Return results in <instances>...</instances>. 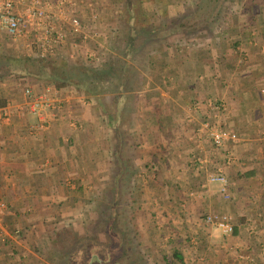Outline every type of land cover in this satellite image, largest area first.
Listing matches in <instances>:
<instances>
[{"label":"crops","instance_id":"0c3cea01","mask_svg":"<svg viewBox=\"0 0 264 264\" xmlns=\"http://www.w3.org/2000/svg\"><path fill=\"white\" fill-rule=\"evenodd\" d=\"M227 28L214 39L224 50L186 62L198 69L188 81L171 89L163 65L131 99L119 90L114 107L72 85L0 82V264H29L44 224L88 221L92 191L110 177L115 189L144 191L155 242L175 245L160 263L264 264V22ZM44 92L56 108L38 105ZM207 119L238 139L213 145L199 130ZM218 170L229 198L208 180ZM210 213L230 214L234 232L207 224Z\"/></svg>","mask_w":264,"mask_h":264},{"label":"rangeland","instance_id":"374dc122","mask_svg":"<svg viewBox=\"0 0 264 264\" xmlns=\"http://www.w3.org/2000/svg\"><path fill=\"white\" fill-rule=\"evenodd\" d=\"M95 1H97L99 10L95 7ZM215 1L138 0L142 4V11L146 20L152 24L155 30V37L145 42L131 56L122 57L111 43V40H114V35L120 34L121 30L120 25L115 20L117 17L116 10L118 5L120 8V3L114 7V0H88L93 5L94 11L99 14V21L95 24H93L94 22L91 23L96 25L94 28L99 29L102 34H107V39L105 37L100 38V46L94 40L84 42L78 39V43L74 44V38H69V43L62 50H59L56 56L46 60V62L60 64L59 66L66 70V76H69L74 84L85 86L79 89L87 95L90 94L88 91H94L96 94L90 95L101 94L104 98L105 95L109 96L108 103L112 107L115 106V101L119 96L118 88L121 81L119 74L123 67L121 57L128 62L126 66L128 69L127 79L124 81L126 100L131 99L129 92H132L135 87H141L147 77L152 76L153 71L163 73V65H166L167 68L164 69L170 70V76H173L171 89L174 86L178 87L185 82L186 73L188 74L186 81H188L189 74L198 70L194 65L189 67L186 62L192 61L191 63L194 64L204 54L210 57L215 54L217 48H219L218 52L224 50V45L216 46L215 40L218 34L226 33L228 26L234 24L241 27L243 23L252 26L254 22H264V18L260 14L264 15V0H235L231 2L232 9L229 12L226 13L223 10L225 7L221 8L223 10L220 12L222 15L211 22L209 27L213 30L212 34L201 31V29H210L209 27L200 28L198 32L191 30L186 34L180 23L186 22L187 29H192L188 25L189 23H205L207 17L211 16L209 11L215 8ZM221 3L225 6L226 3H230V0L220 1V3L217 0V6ZM201 5H204L203 8H200ZM81 8L83 11H88V7L85 5ZM124 21H126V16H120L118 23L124 24ZM169 31L170 35L165 36ZM230 31L233 32L234 29H230ZM252 32L254 31L252 30ZM253 36L256 35L253 33ZM98 45L103 49L101 61H96L86 55L89 50H96ZM15 46H13L12 55L16 58L11 65L18 68L23 59L20 55H15L14 51H19ZM6 47L4 48L7 50ZM4 48L0 49V61L6 62L3 58V54L6 52ZM65 49L68 50V53H74L73 59L67 58L68 53L65 54ZM116 54L121 57L118 58ZM30 59H32L34 66H39V61H37L39 59ZM28 65L33 68L30 64ZM173 72L178 73V75H174ZM29 79L41 84L52 83L40 81L35 77H29ZM11 80L21 82L24 81V78H20L17 73L10 72L0 76V82L7 83ZM72 86L77 87V85ZM172 96L174 95L172 94ZM143 202H145L144 191L142 192L141 189L131 190L128 185L121 189H115L114 180L110 177L105 187L92 191L88 221H57L44 224L42 227L46 231L41 230L42 236L36 237L35 245L37 246L34 253L25 256L31 259L29 264H84L83 254L79 252L83 250L86 244L90 243L91 255H94V260L91 259L90 264L93 262L96 264L97 258L101 260L102 264H115V261H117L116 264H162L159 259L163 251L166 248L172 251L175 245L168 242L167 247L163 248L161 246L165 242L159 239L155 242L150 231L154 227L157 229L158 226L153 227L154 222L148 220L147 210L142 204ZM160 224L162 222L158 225ZM153 243L155 250L159 248V251H153L154 248L151 247ZM92 248H94L93 251ZM62 254L65 259L60 258ZM122 255L125 261H119V257Z\"/></svg>","mask_w":264,"mask_h":264},{"label":"built area","instance_id":"2783aa9c","mask_svg":"<svg viewBox=\"0 0 264 264\" xmlns=\"http://www.w3.org/2000/svg\"><path fill=\"white\" fill-rule=\"evenodd\" d=\"M84 5L88 7V20L81 8ZM78 8L80 9L77 10ZM98 21L99 14L88 0H0V49L9 39L30 58L50 59L69 43V38H74V44L78 43V39L84 42L94 40L101 46L99 39H107V34L104 35L94 28L96 25L93 24ZM99 45L96 50L91 49L86 55L101 61L103 49ZM31 91L30 88L26 89L28 94ZM36 99L43 109L57 107L48 92L38 94ZM213 107L220 110L224 105L214 104ZM199 130L206 132L215 146H223L238 139L235 130L213 120L203 121ZM208 180L219 182L225 198L230 197L231 183L221 170L209 174ZM6 206L0 196V209ZM205 222L216 226L225 234L234 232L235 225L228 213L207 214Z\"/></svg>","mask_w":264,"mask_h":264},{"label":"trees","instance_id":"16d2710c","mask_svg":"<svg viewBox=\"0 0 264 264\" xmlns=\"http://www.w3.org/2000/svg\"><path fill=\"white\" fill-rule=\"evenodd\" d=\"M202 1V0H200ZM227 1V0H218V2L220 3ZM235 0H230V3L224 6L223 3L219 4V6H217V0L215 1L216 4L214 5V9L209 11L211 16L207 17L206 22H195L194 24H188L192 29H187V24L186 22H181V26L183 27L184 31L186 32V34L189 31H194V32H198L200 30V28L203 27H209L211 25V22L214 21L215 19H217L219 17V15H222L220 12L221 11H226L229 12L230 9H232L231 6V2H233ZM120 3V8L118 5L117 8V17L115 18V20L117 21L116 23L120 25V34H118L116 36V34L114 35V40H111V43L114 47V49L118 50L120 55H122V57H127V56H131L133 53L136 52V50L138 48H140L142 45H144L145 42L150 41L152 38H154V33L155 30L152 27V24L150 22H148V20H146L143 11H142V4L140 2H138V0H114V7ZM223 5V6H222ZM204 5H201L200 8H203ZM223 10H221V8H224ZM213 11V12H212ZM219 11V12H218ZM192 13V12H191ZM224 13V14H226ZM230 14V13H228ZM125 15L126 16V21H124V24L122 23H118L119 22V17ZM228 18L229 15H228ZM193 19V18H191ZM210 29L207 30H202L201 31H206V33L212 34L213 30L211 29V27H209ZM122 31V32H121ZM174 34V33H172ZM170 35V31L169 33H166L165 36ZM116 37V39H115ZM9 45V46H8ZM5 46H7V50L4 48ZM13 43L11 40H6L3 48L4 50H6V52H4L3 54V58L5 61H0V76L6 72H10V73H17L18 76H20V78H24V80H28L29 77H35L36 79L38 78L40 81L43 82H52L53 84H55L56 86H66V85H77L78 88H83L85 87L84 85H80V84H74L71 80L69 76H66V70L64 68H61V66H59L57 63L55 62H50L46 60L49 59H39L37 61H39V66L36 67L32 64V59H30L29 57L26 56V54L19 49V51H14L16 56H21L22 63L21 62V66H18V68H15L14 66L11 65L12 61L15 60V56L12 55L13 52ZM116 46V47H115ZM16 47V46H15ZM18 49V48H17ZM120 55L116 54V56L119 58L121 57ZM115 56V58H116ZM121 60L123 62V67L121 68V73L119 74V78H121V81L119 82V90L124 91L125 89V82L127 79V71L128 69H126V66L128 65V62H126L127 60L125 58H122ZM30 64L33 68H30V66L28 64ZM13 64V63H12ZM49 64V65H48ZM161 68V67H160ZM125 79V80H124ZM22 80V79H21ZM118 90V91H119ZM88 93L90 94H96V92L94 91H88ZM116 203V202H115ZM94 248H92L93 251ZM81 254H83V263L84 264H90V260L94 258V255H91V245L90 243L86 244L85 247H83V250L81 252H79ZM73 257V256H72ZM61 259H65V257H63V254L60 256ZM123 255L121 257H119V261H125V259H123ZM176 258H178L179 260H182V257L179 253L176 254ZM74 259V258H73ZM94 260V259H93ZM94 263V262H93ZM92 263V264H93ZM96 264H102L101 260L97 258ZM115 264L117 263V261L114 262Z\"/></svg>","mask_w":264,"mask_h":264}]
</instances>
